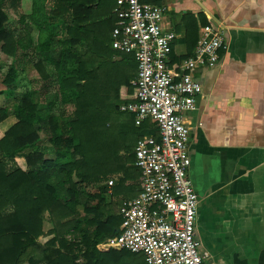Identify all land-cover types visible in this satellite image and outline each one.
Returning <instances> with one entry per match:
<instances>
[{
	"label": "trees",
	"instance_id": "1",
	"mask_svg": "<svg viewBox=\"0 0 264 264\" xmlns=\"http://www.w3.org/2000/svg\"><path fill=\"white\" fill-rule=\"evenodd\" d=\"M48 1V33L44 40L40 34L36 48L52 63L57 86L51 89L43 84L14 97L23 69L15 62L16 53L22 50L24 55L31 49V27L20 0H0L1 49L14 59L2 79L6 88L0 89L5 97L0 121L10 114L17 119L0 136V264H60L65 254L54 245L75 247L63 236L70 228L79 230L82 222L80 237L86 243L122 233L120 215L104 213L100 203L109 189L110 175L126 165L120 151L129 150L130 131L125 124L115 123L121 115L118 105L113 107L122 99H133L130 80L137 64L129 53L106 52V36L114 25L95 19V8L102 0ZM59 18L63 38H57L51 25ZM77 42L104 56L100 67H86L89 56L74 50ZM34 66L41 68V60ZM42 78L51 81L45 72ZM68 101L75 109L65 116L62 107ZM41 134L49 146L40 143ZM46 153L53 157L46 158ZM16 156L24 157L25 170L11 164ZM78 205L83 207V220L76 213ZM44 212L53 223V237L41 244Z\"/></svg>",
	"mask_w": 264,
	"mask_h": 264
},
{
	"label": "crops",
	"instance_id": "2",
	"mask_svg": "<svg viewBox=\"0 0 264 264\" xmlns=\"http://www.w3.org/2000/svg\"><path fill=\"white\" fill-rule=\"evenodd\" d=\"M111 1L112 10L115 0ZM157 2L166 7L162 26L176 34L169 54L171 68L193 53L204 28L224 30L225 44L219 51L217 65L197 68L193 72L201 88L194 108L184 113L190 128L188 175L198 195L195 236L200 242L203 259L207 264H264V0ZM20 8L30 22L32 47L24 55L22 50H17L15 62L23 68L19 74L24 75L28 70L37 73L36 69L39 78L33 83L39 84L38 88L45 84L52 89L57 86L56 81L50 75L52 71L45 67L53 65L36 48L41 31H44L46 15L37 0H31L30 4L28 0H20ZM113 16L115 26L118 19ZM99 18L101 15L95 13V19ZM63 32L55 30L57 38H63ZM46 35L43 34V40ZM39 60H42V67L38 69L34 64ZM42 72L49 74L51 81L42 78ZM132 95L134 99L133 88ZM119 114L115 123L127 127L132 120L135 126L132 113L119 111ZM12 116L0 121V136L16 122ZM135 128L139 129L130 131L129 150L120 151L121 155L125 154L126 168L131 169L124 174L121 185L114 189L113 199L118 201L116 214L123 201L140 191V172L133 165L136 141L147 135L158 137L150 120ZM41 136L40 143L49 146L43 134ZM45 157L53 155L46 153ZM16 158L22 159L17 165L25 170L24 157ZM133 184H136L135 189L131 187ZM79 206L82 207L78 205L76 212L83 220L85 213L83 207L78 210ZM52 227L53 223L48 220L46 229ZM81 227H84L83 222L79 230ZM79 230L70 228L63 236L75 242V247L61 249L58 243L54 245V249L65 254L60 264H147L142 253L108 245L121 233L86 243L81 240ZM51 237L53 233L47 239Z\"/></svg>",
	"mask_w": 264,
	"mask_h": 264
},
{
	"label": "built area",
	"instance_id": "3",
	"mask_svg": "<svg viewBox=\"0 0 264 264\" xmlns=\"http://www.w3.org/2000/svg\"><path fill=\"white\" fill-rule=\"evenodd\" d=\"M157 1L115 0L112 9L118 23L110 32L111 47L133 54L137 64L130 80L134 99L118 110L132 113L136 126L150 120L158 137L136 141L140 191L120 205L122 233L108 245L142 253L147 264H207L195 236L198 195L188 175L190 128L184 113L194 108L201 88L193 72L217 65L224 30L204 28L193 53L171 68L176 34L162 26L166 7Z\"/></svg>",
	"mask_w": 264,
	"mask_h": 264
},
{
	"label": "rangeland",
	"instance_id": "4",
	"mask_svg": "<svg viewBox=\"0 0 264 264\" xmlns=\"http://www.w3.org/2000/svg\"><path fill=\"white\" fill-rule=\"evenodd\" d=\"M29 4L31 3V0H28ZM37 2L40 4L41 8L42 9V13L44 12V14H47L50 10V6H51V3L50 1L48 0H37ZM112 1L111 0H102L100 5L98 6L97 10H96V14L98 16L101 15V20H104L105 22H108L110 23V25L113 24V21L115 20L114 19V16L112 14ZM9 19L8 21H11L12 20V15L9 13ZM43 19V18H41ZM60 18L59 20L55 21V22H52L51 25H53L54 27V30H57L58 32H60L61 30V24H60ZM62 20H66L68 21V17H64L62 18ZM44 21V20H43ZM16 21H14L15 23ZM58 22V24L56 23ZM15 25H18V22H16ZM73 25L76 27V24L73 23ZM18 27V26H17ZM42 34H47L48 33V30H47V26L44 25V31L42 30L41 31ZM64 33V32H63ZM65 35V33H64ZM77 45L74 46V50L75 51H79L80 54H82L83 56H89L88 58H86V60H88L86 62V67L87 68H91V67H94V68H98L101 66V63L100 61L102 60V58L104 56H101L99 55L97 51H95L94 49H91L88 45H84V43H79L77 42L76 43ZM106 44L108 46L106 52H115V50L111 49L110 47V40H109V35L106 36ZM85 48H84V47ZM91 58L93 60H91ZM112 58H117L115 55L112 56ZM13 57L4 53L1 49V44H0V89H5L6 86L2 83V79L5 75V73L7 72V69L9 67V65L13 62ZM91 60V61H90ZM42 61V60H41ZM31 66L28 67V69H30ZM35 69V68H34ZM45 69H48L51 72V76H55L56 72L54 70V67H50V66H47L46 64V67ZM35 71L38 73V71L35 69ZM37 73H33L31 70H28L24 75L22 73L18 74V77H17V81L15 83V89H14V97L18 96V95H21L23 92H26V91H29V90H33V89H37L39 87V84H35L33 83L34 80H37V78L39 77H36L37 76ZM39 74V73H38ZM36 87V88H35ZM110 90H111V87H110ZM3 100H5V97L4 95H0V106L1 104H3ZM121 102H123V99L122 101H119L116 103V106L113 107L114 109H117V105L120 104ZM111 108V109H113ZM75 109V106H74V103L73 102H67V103H63V107H62V112L64 113L65 116H70L72 115L73 113V110ZM57 113V112H56ZM9 116H12V114H10ZM13 117V116H12ZM127 130L129 131H137V129L139 128H135V126L133 125V122L132 120H130L128 123H127V127H126ZM122 156L124 157L125 159V154L123 153ZM22 159L21 158H16L13 160V162H11V164L13 165H16V164H19V162L21 161ZM132 159L130 158V163H132ZM127 163V161H126ZM125 168H126V165H125ZM120 168L117 172L113 173L110 175L109 179H110V192H107L105 193L104 197H103V200L101 201L100 205L103 206V210H104V213H107V214H116L117 212V208H118V201L116 199H113V195H114V189L118 186L121 185V182H123L124 180V174H127L128 172V169L126 168ZM131 187L133 189H135L136 187V184H133L131 185ZM77 208V207H76ZM82 207L79 206L78 207V210L81 209ZM77 215H79L80 213L79 212H76ZM50 221V216L44 212L43 215H42V228H43V234L41 236H39V242H46L47 240L51 239H47L49 234H50V230H47L46 229V225H47V221ZM110 240H108L109 242Z\"/></svg>",
	"mask_w": 264,
	"mask_h": 264
},
{
	"label": "bare ground",
	"instance_id": "5",
	"mask_svg": "<svg viewBox=\"0 0 264 264\" xmlns=\"http://www.w3.org/2000/svg\"><path fill=\"white\" fill-rule=\"evenodd\" d=\"M172 45V44H171ZM115 50V49H114ZM123 53V52H122ZM130 54V53H129ZM133 55V54H132Z\"/></svg>",
	"mask_w": 264,
	"mask_h": 264
}]
</instances>
